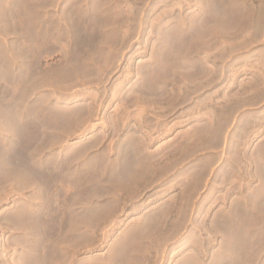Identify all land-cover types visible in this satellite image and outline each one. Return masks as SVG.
Returning a JSON list of instances; mask_svg holds the SVG:
<instances>
[{"label": "rangeland", "instance_id": "obj_1", "mask_svg": "<svg viewBox=\"0 0 264 264\" xmlns=\"http://www.w3.org/2000/svg\"><path fill=\"white\" fill-rule=\"evenodd\" d=\"M24 110L42 177L0 183V264H36L5 221L36 204L37 264H264V0H0V163Z\"/></svg>", "mask_w": 264, "mask_h": 264}, {"label": "bare ground", "instance_id": "obj_2", "mask_svg": "<svg viewBox=\"0 0 264 264\" xmlns=\"http://www.w3.org/2000/svg\"><path fill=\"white\" fill-rule=\"evenodd\" d=\"M34 6V5H33ZM31 8V7H30ZM32 8H34V7H32ZM32 10V9H31ZM34 11H35V9H34ZM34 11H32V12H34ZM27 12H29V10L27 11ZM5 14V13H4ZM27 14V13H26ZM32 14V13H31ZM27 16V15H26ZM36 15L34 14V17H35ZM22 17V16H21ZM23 18H25V17H23ZM27 19H28V17H27ZM21 20V19H20ZM34 21H36V18H35V20ZM37 22H38V20L36 21V23H34V24H32L31 25V28H30V33H31V36H32V38H33V46L31 45V52H34V56L31 58V60H29V57H26L27 59H25V60H28V61H26V62H30L29 63V65H26L25 63H24V65L21 67V70L20 71H25V73H27V74H25L26 76L29 74L30 76H31V78H30V80H29V83H28V81H27V84H28V86H29V84H30V81H32L31 82V85L33 86L34 84H37V80H38V67H37V65H38V61H37V59H39L38 57H37V55L38 54H36V52H37V50H38V48H37V44H38V39L40 38V34H39V36L37 37V35H38V31L39 30H37ZM30 23V22H29ZM27 26V25H26ZM40 26V25H39ZM27 28V27H26ZM39 29V28H38ZM28 31V30H27ZM27 35V34H26ZM30 36V37H31ZM22 41H23V38H22ZM31 41H32V39H31ZM24 44V43H23ZM26 44V43H25ZM18 45V44H17ZM39 45V44H38ZM24 46V45H23ZM20 47V46H19ZM39 47V46H38ZM26 48H28V47H23L22 48V50L23 49H26ZM20 49V48H19ZM21 50V51H22ZM29 50V49H28ZM27 51V50H26ZM25 51V52H26ZM29 52V51H28ZM24 53V52H23ZM37 53H39V52H37ZM15 54V53H14ZM20 54H22V52H20ZM20 54H19V56H20ZM27 54V53H26ZM33 54V53H32ZM24 56H25V54H23ZM23 55H21V56H23ZM11 56H13V55H11ZM16 56V55H15ZM12 60H13V58H12ZM24 60V61H25ZM19 61V60H18ZM37 61V62H36ZM7 62H8V60H7ZM17 62V61H16ZM23 62V61H22ZM20 71L18 72V73H20ZM17 73V72H16ZM9 74V73H8ZM11 77H14L13 79H15V77H17L16 75L17 74H15V73H11V74H9ZM8 75V76H9ZM20 75H21V73H20ZM26 76H23V77H26ZM10 77V78H11ZM26 79V78H25ZM28 79V78H27ZM26 79V80H27ZM25 80V81H26ZM24 80H22V82H23ZM26 83V82H25ZM38 83H39V81H38ZM22 84V83H21ZM40 85V84H39ZM24 86H26V85H24ZM27 87V86H26ZM35 87V86H34ZM39 87V86H38ZM37 87V88H38ZM22 88V87H21ZM28 88V87H27ZM33 88V87H32ZM23 90L25 89V88H22ZM15 90V89H14ZM29 90V89H28ZM37 91V90H36ZM35 91V89H34V91L33 92H36ZM21 92H23L22 90H21ZM28 92V91H27ZM26 92V93H27ZM32 93V92H31ZM24 94V93H23ZM25 95V94H24ZM22 96V95H21ZM23 97V96H22ZM12 104V103H11ZM34 106H31L32 108V110H34L35 111V107L37 106V104H33ZM30 108V107H29ZM30 110V109H29ZM29 110H27V111H29ZM29 111V112H33V111ZM39 110V109H38ZM27 111H23V116L21 115L20 116V114L19 115H17V116H14L13 115V112L12 113H10V112H7V113H9V115H6L5 114V116L6 117H8V119H7V125L8 124H10L12 127H13V131H15V133H16V141H15V144L9 149V153L7 154V156L3 159V161H1V163H0V165H2V167H3V171L2 172H0V183L1 184H5V186L7 185V183L9 184V186H11L12 188H14V189H22V188H24V187H31V188H36V186L38 185V183H40L39 181L41 180V177H42V167H41V165L39 164V160H37V155H38V151H39V149H38V147H39V134H38V131H37V128H38V126H39V121L40 120H38L37 118L38 117H35V115H37L36 113H35V115L32 113V117H33V115H34V118H32L31 119V117H30V119L29 120H26V119H24V115L26 114V113H24V112H27ZM35 112H37V111H35ZM15 113V112H14ZM22 113V112H21ZM17 114H18V112H17ZM39 114V113H38ZM29 115V114H28ZM28 115H26L27 117H28ZM4 117V116H3ZM28 119V118H27ZM4 121H5V119H4ZM13 133V132H12ZM123 153L122 154H120V157H121V159L119 160L120 162V165H119V172H122L121 173V175L122 174H124V172H125V174H127L126 172H127V170H128V168H129V166L130 165H132L131 163L133 162L132 161V159L130 158V156H132V154L131 155H129V154H127L126 153V151H122ZM130 152V151H129ZM129 155V156H128ZM131 167V166H130ZM1 169V168H0ZM130 169V168H129ZM2 170V169H1ZM128 172H130L129 170H128ZM124 174V175H125ZM122 178V177H121ZM52 184V183H51ZM50 184V185H51ZM47 185V184H46ZM5 186H4V190H3V188H1L2 189V191H5ZM17 186V187H16ZM1 187V186H0ZM10 187V188H11ZM39 188V187H38ZM38 188H36V189H38ZM41 188H43V187H41ZM20 189V190H21ZM8 190V189H7ZM6 190V191H7ZM10 190V189H9ZM20 190H17V191H20ZM43 191H45V190H43ZM47 191V190H46ZM8 192V191H7ZM40 192H42V191H40ZM6 193V192H5ZM18 193L19 192H17V196H18ZM33 193H35L34 192V190H33ZM39 192L37 191V194H38ZM45 193V192H44ZM1 194V193H0ZM7 194V193H6ZM9 194H10V192H9ZM43 194V193H42ZM16 195V194H15ZM5 196V195H4ZM10 196V195H9ZM36 196H38V195H36ZM55 196V195H54ZM6 197V196H5ZM39 197V196H38ZM47 197V196H46ZM37 198V197H36ZM52 198V197H51ZM55 198V197H54ZM44 199H45V197H44ZM44 199H42V200H44ZM6 200H7V198H6ZM37 201V200H36ZM41 201V200H40ZM51 201V200H50ZM49 202V201H48ZM36 203H39L40 204V202H36ZM50 203V202H49ZM35 204V203H34ZM42 205V204H41ZM54 205V204H53ZM20 206H23V207H18L16 210H14V211H12L11 212V214L9 213V215H7L6 216V218H5V221H6V225H10V226H15V225H17V226H15V227H19V229L21 228V231L22 232H24L25 230H23L22 229V227L23 228H26V230L27 229H31V230H33L32 232H33V234H34V232L36 233V236L34 235V237H35V241H33V251H34V256L33 257H31V258H29L30 259V261H31V263L33 262V263H39L38 261H37V258H39L38 256V254H39V252L38 251H40V248H41V246L43 245H41V237H42V234H41V232H42V225H43V223H42V225H41V220L43 219H41V218H39V212H37V204H36V206H34L33 208H27V207H25L24 205H20ZM33 206V205H32ZM42 209V208H41ZM43 210V209H42ZM50 211V210H49ZM53 211V210H52ZM49 214H50V212H49ZM52 216V215H51ZM45 218V217H44ZM53 219V218H52ZM50 220V219H49ZM43 221V220H42ZM51 221V220H50ZM44 222V221H43ZM46 222H47V220H46ZM49 223H51V222H49ZM50 224H48V226H49ZM52 225V224H51ZM2 226V225H1ZM0 226V227H1ZM44 227V226H43ZM50 227V226H49ZM12 228H14V227H12ZM45 230H46V227L44 228ZM4 230V229H3ZM54 230H55V228H54ZM53 231V229H51V232ZM27 232V235H28V231H26ZM32 232H30V233H32ZM46 232V231H45ZM44 231L42 232V233H45ZM53 233V232H52ZM55 233V232H54ZM47 234H48V232H47ZM46 234V235H47ZM24 235V234H23ZM32 235V234H31ZM27 237H29V236H27ZM26 237V238H27ZM33 236H32V238H34ZM43 237H45L44 235H43ZM42 237V240L44 239L45 240V238H43ZM48 238H49V235H48ZM31 239V238H30ZM48 242V241H47ZM50 242V241H49ZM43 243V242H42ZM48 244V243H47ZM31 244H29V246H30ZM50 245V244H49ZM44 246V245H43ZM46 246H48V245H46ZM52 246V245H51ZM54 246V245H53ZM31 247V246H30ZM49 247V246H48ZM46 249H48L47 247H46ZM50 249V248H49ZM54 249V248H53ZM55 250V249H54ZM48 251V250H47ZM50 251V250H49ZM43 252V251H42ZM42 252H40V253H42ZM50 253V252H49ZM57 253H55V254H53V251L50 253V258H52V259H54L55 258V255H56ZM38 255V256H37ZM43 255V254H42ZM45 255V254H44ZM43 257V256H42ZM40 259V258H39ZM42 260V259H41ZM40 260V261H41ZM44 260V259H43ZM50 260V259H49ZM50 261H52V260H50ZM53 262V261H52ZM51 262V263H52ZM55 262V261H54ZM44 263V262H43ZM48 263H49V261H48ZM48 263H46V264H48ZM41 264H42V262H41Z\"/></svg>", "mask_w": 264, "mask_h": 264}]
</instances>
